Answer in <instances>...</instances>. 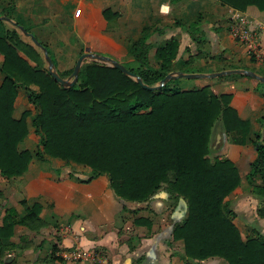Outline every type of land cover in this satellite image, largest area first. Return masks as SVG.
I'll return each mask as SVG.
<instances>
[{
    "label": "trees",
    "instance_id": "obj_1",
    "mask_svg": "<svg viewBox=\"0 0 264 264\" xmlns=\"http://www.w3.org/2000/svg\"><path fill=\"white\" fill-rule=\"evenodd\" d=\"M220 1L238 10L250 4L264 9V0ZM174 23L187 32L197 29L196 21ZM159 30L161 33L158 27H142L140 36L128 44L130 65L124 66L147 85L175 68L198 71L175 66L188 62L175 60L176 36L157 42L149 39ZM152 47L155 64L149 62ZM18 49L34 64L18 54ZM0 53V175L22 174L32 158H58L87 166L88 178L105 174L110 188L122 199L146 200L163 187L170 198L181 196L187 205L171 233L173 240L183 241V264H202L201 260L212 256L227 264H264V235L256 232L242 237L224 200L240 180L234 163L227 157L208 155L217 120L226 132L243 137L249 131V122L239 118L230 105V93H215L207 84L181 89L168 87L166 82L150 89L101 61L84 62L76 81L62 86L43 67L36 47L23 43L15 28L0 35ZM72 67L57 72L65 77ZM19 87L24 88L35 111L24 109L16 117L13 103ZM256 87L264 94V83L256 80ZM27 117L38 137L35 150L23 145L29 132ZM249 140L256 158L246 178H261L251 192L264 201V140L257 131ZM24 209L17 218L13 209H6L0 224V251L15 246L8 240L15 222L30 228L42 224L39 203L25 204ZM257 211L264 217V206Z\"/></svg>",
    "mask_w": 264,
    "mask_h": 264
},
{
    "label": "crops",
    "instance_id": "obj_2",
    "mask_svg": "<svg viewBox=\"0 0 264 264\" xmlns=\"http://www.w3.org/2000/svg\"><path fill=\"white\" fill-rule=\"evenodd\" d=\"M165 6L167 12L162 10ZM237 14L264 22V9L250 4L238 10L220 0H0V15L10 18H0V35L15 28L23 43L32 44L40 52L46 68L42 50L12 21L22 25L47 48L55 69L63 72L85 51L128 59L129 42L148 25L162 29L161 33L159 30L151 34L149 39L154 42L176 36L179 45L175 60L188 59L185 65L196 67L198 72H212L221 66L220 69L247 68L264 74V62L252 61L245 47L229 32L231 17ZM174 20L196 21L197 29L187 32ZM259 40L264 44V33ZM17 52L34 64L23 51ZM153 53L154 47L149 52L150 64L156 63ZM2 61L0 53V64ZM256 63H261L260 70L254 69ZM199 78L202 80L196 86L181 89L207 84L215 93H230V105L239 118L249 122V131L242 137L237 132H226L217 120L208 155L227 157L237 169L239 183L224 200L242 237L264 234V217L257 211L264 201L251 192L252 185L261 184V178H246L256 158L249 140L252 132L257 131L264 140L263 91L256 87L255 78L241 73L229 79ZM2 79L0 71V83ZM13 106L16 117L24 109L35 111L22 87L17 89ZM29 120L27 117L28 137L33 130ZM89 174L90 169L81 164L58 158H32L22 174L0 175V224L7 208L13 209L17 218L24 213L25 204L33 202L40 205L38 216L42 221L31 228L13 224L8 240L15 246L0 251V264H93L89 260H67L58 253L73 247L99 249L111 264L184 263L183 241L171 236L174 223L186 212L179 202L181 196L174 200L162 187L146 200L122 199L110 188L105 174L88 178ZM201 263L227 264L218 256Z\"/></svg>",
    "mask_w": 264,
    "mask_h": 264
},
{
    "label": "water",
    "instance_id": "obj_3",
    "mask_svg": "<svg viewBox=\"0 0 264 264\" xmlns=\"http://www.w3.org/2000/svg\"><path fill=\"white\" fill-rule=\"evenodd\" d=\"M1 17L10 20V18L7 16L0 15V18ZM12 22H13V24L17 25L19 30L24 35L28 36L31 39V41L42 50L43 58L46 62V69L48 70L50 75L53 77V79L55 81H57L59 84H61L62 86H71L77 79V75H78V71H79L80 66L84 62H89V61H101L107 65L114 66V67L118 68L121 72L132 77L140 85L147 87V88H150V89H156V88L162 86L164 83H166L169 79H173V78H177V77H187V78H191V77H216L219 75L229 74V73L245 74V75L253 77L256 80L264 83V74H260L258 72H255V71H253L251 69H247V68H229V69H222V70L212 71V72H185V71H180V70H170L162 78H160L155 84L147 85V84L142 82V80L138 74H135L134 72L129 70L120 61H118V60H116L110 56L104 55V54H100V53H96V52H88V51L80 53L74 62V65L72 67L71 72L67 76L62 77L58 74L57 70L55 69L54 64L50 58V55L48 54L47 48L43 44H41L36 39V37L31 32L26 30L22 25L17 24L15 21H12ZM179 202H180V204L183 205L184 210L186 211L187 205H186V202L184 201V199L180 198Z\"/></svg>",
    "mask_w": 264,
    "mask_h": 264
},
{
    "label": "built area",
    "instance_id": "obj_4",
    "mask_svg": "<svg viewBox=\"0 0 264 264\" xmlns=\"http://www.w3.org/2000/svg\"><path fill=\"white\" fill-rule=\"evenodd\" d=\"M229 32L245 47L246 54L252 61L261 62L264 59V44L259 40V35L264 33V22H258L244 14H237L231 17ZM58 253L67 260H89L93 264H111L107 256L96 248L85 251L73 247L60 250Z\"/></svg>",
    "mask_w": 264,
    "mask_h": 264
},
{
    "label": "rangeland",
    "instance_id": "obj_5",
    "mask_svg": "<svg viewBox=\"0 0 264 264\" xmlns=\"http://www.w3.org/2000/svg\"><path fill=\"white\" fill-rule=\"evenodd\" d=\"M229 27V24H228ZM37 39V38H36ZM240 45H242L239 42ZM53 58V56H51ZM110 57L120 61L121 63H125L126 65H130V63L128 62V60L126 58H120L117 57L115 55H111ZM54 59V58H53ZM129 59V58H128ZM264 62V59H262L261 63ZM236 63V62H235ZM261 63H256L257 66H254V69H258L260 70L261 68ZM58 66V65H57ZM175 66H178L180 68H184V69H194L197 70L196 67H191V66H186V65H181V64H176ZM186 67V68H185ZM221 66H218V70H222L220 69ZM232 68H236V67H232ZM227 69V68H226ZM210 70V69H209ZM215 70V71H218ZM180 71H184V70H180ZM191 72V71H190ZM193 72H198V71H193ZM200 72V71H199ZM238 76V73H229V74H223V75H219L216 76V78H224V79H229L231 77H236ZM210 80L211 77H206V80ZM202 79H200L199 77H191V78H187V77H177V78H173V79H169L167 81V86L168 87H180V88H190L192 86H196L197 82H201ZM258 81V80H257ZM263 83V82H262ZM217 84V83H216ZM24 146H28L30 147L32 150H35L37 147H39L38 145V137L35 134H31L29 137H27L23 143ZM60 171V170H59ZM58 171V172H59ZM262 234V233H261ZM264 235V234H263Z\"/></svg>",
    "mask_w": 264,
    "mask_h": 264
},
{
    "label": "clouds",
    "instance_id": "obj_6",
    "mask_svg": "<svg viewBox=\"0 0 264 264\" xmlns=\"http://www.w3.org/2000/svg\"><path fill=\"white\" fill-rule=\"evenodd\" d=\"M162 10L165 11V12H167L168 11L167 6H165Z\"/></svg>",
    "mask_w": 264,
    "mask_h": 264
}]
</instances>
